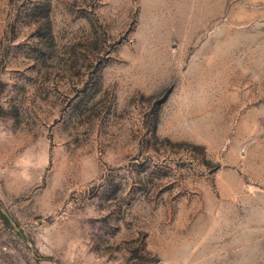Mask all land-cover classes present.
Returning <instances> with one entry per match:
<instances>
[{
    "label": "rangeland",
    "instance_id": "rangeland-1",
    "mask_svg": "<svg viewBox=\"0 0 264 264\" xmlns=\"http://www.w3.org/2000/svg\"><path fill=\"white\" fill-rule=\"evenodd\" d=\"M0 264H264V0H0Z\"/></svg>",
    "mask_w": 264,
    "mask_h": 264
}]
</instances>
